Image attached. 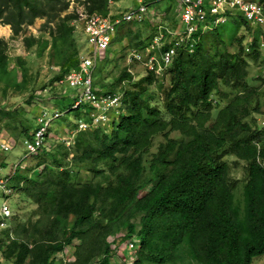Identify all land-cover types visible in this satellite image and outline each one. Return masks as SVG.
Returning a JSON list of instances; mask_svg holds the SVG:
<instances>
[{"label":"trees","instance_id":"16d2710c","mask_svg":"<svg viewBox=\"0 0 264 264\" xmlns=\"http://www.w3.org/2000/svg\"><path fill=\"white\" fill-rule=\"evenodd\" d=\"M109 1L119 0L81 3L86 15H107ZM142 1L155 5L160 0ZM70 2L0 0V24L8 25L17 37L36 19L44 20L41 27L48 28L49 39L31 37L28 46H35L39 57L49 47L48 62L59 69L50 85L66 88L56 106L74 114L77 122L69 126L74 131L79 121L90 119V106L73 109L75 89L58 84L78 69L83 54L74 24L81 17L75 11L67 13ZM228 22L237 30H250L239 15ZM144 23L134 24L138 33L133 36L128 26L123 38L130 51L147 43L142 40ZM224 25L197 32L192 53L178 50L161 78L149 72L136 79L127 65L108 81L107 73L100 75L98 70L93 90L121 95L124 111L112 126L104 123L76 131L69 146L56 143L50 151L36 154V164L16 174L11 190L34 209L24 218L13 217L11 229L2 232L4 260L53 264L55 255L71 246L74 260L67 264H118L109 255L111 246L127 239L137 245L135 264H252L264 256V167L256 161L264 159V124L256 118L264 114V76L261 69L252 78L248 73L247 56L258 63L256 41L248 54L243 47L232 54L226 37L238 43L242 37H230L223 32ZM6 47L0 38L3 96L10 90L30 89L29 82H34L22 57H16L10 68ZM166 76L169 86L162 96L148 94L153 82ZM47 86L44 83L39 91ZM35 97L33 91L26 103ZM17 112L0 105V122L15 119ZM35 120H23L16 137L32 139L40 127L36 120L32 130ZM157 136L162 141L152 152ZM230 156L234 166L245 163L241 191L231 177L226 159ZM39 166L41 170L32 175ZM81 171L90 179L80 181Z\"/></svg>","mask_w":264,"mask_h":264},{"label":"rangeland","instance_id":"374dc122","mask_svg":"<svg viewBox=\"0 0 264 264\" xmlns=\"http://www.w3.org/2000/svg\"><path fill=\"white\" fill-rule=\"evenodd\" d=\"M133 0H119L116 3L113 4L111 1L110 5V12L115 17H119L121 13L127 9L128 7H131L134 5V7L137 6V3H133ZM176 0H163L158 1L155 5H150V9L154 10L155 8L158 11L159 15H162V23H164L167 27H173L178 26L179 22L176 19ZM84 6L81 3V0H71L70 7L67 11L73 12L75 11L79 17H84ZM81 20H78L74 22L76 26V30L78 31V34H80L79 42L81 44V48L85 50V52L89 51V48L87 44H85V36L83 33L84 23L82 18ZM44 22L43 19H36L34 23L26 27L23 33H20L17 37L12 36L11 29L8 25H1L0 24V38L4 39L7 43L6 47V54L8 55L9 59L12 61L10 64V68L14 67V59L18 56L22 57L27 64V67L30 69L29 72L31 74V80L30 81L31 88L25 89L23 91L15 92L13 90L8 91L3 96L1 93L3 85L0 84V105L5 106L9 110L16 109L18 112L16 114L15 119H8L3 118V122H8V125L6 123L0 122L1 132H0V139H7L10 142H14V146L12 149L5 153L0 150V179H8L6 181L7 188L9 191H4L0 188V209L2 203L7 200V204L12 209L15 216H19L21 218L28 216L29 213L34 209V206L29 203V201L22 200L19 197V193L17 191H12L11 186L14 184L17 175L27 167L33 166L36 164V157L39 155L34 156H25L24 159V147H23V136L16 137L17 133L21 132V122L23 120H31L33 117H39L41 112H46L50 115H53L56 110L60 111L56 105L57 100H60L59 98L62 96V93L66 90V88H56L54 83L50 85V81L55 77L57 71L59 70L58 67L54 66L53 63L48 62V56L50 54L49 47L46 48L44 55L39 57L36 51L35 46L29 47V41L28 39H31V37H44L45 39H49L48 35V28L43 30L44 28L41 27L42 23ZM155 22L154 20H145L144 25L142 26V32L145 36V39H148L150 34L155 30ZM128 26L131 29V35L138 33V27L137 25H134L133 23H122L117 26V31L115 36L113 37V40L111 44L109 45L105 55L107 59H105L104 52L98 51L97 52V65L93 72V83H95L98 80V70L101 68L100 75H103L104 73H107L104 75V77L111 81L114 77H116L120 71L129 65L130 71L133 73L132 76H140L144 74V70L141 69L140 65H137L135 63L127 64V56L129 52L127 39L123 38L124 34L128 28ZM223 32H226V34H229L230 37H236L235 39H239L242 37L241 43H238L234 39H228V49L232 54L234 52H237L239 47H243L245 51V36L244 35V29L237 30L234 26L233 22H228L224 26H222ZM147 31L149 33L147 34ZM145 41V40H144ZM222 48H220L221 50ZM240 50V49H239ZM246 54L249 53L245 51ZM248 59V73L251 78L254 76H257V71L259 69H263L262 63L264 62V51L259 53V57L257 59L258 63H254L253 58L249 55L247 56ZM263 60V62H261ZM50 63V64H49ZM117 68V69H115ZM143 68V67H142ZM250 78V77H249ZM16 80H20V72H18L16 76ZM248 80V79H247ZM44 83L48 85L44 91H39L40 86H43ZM252 84V83H251ZM250 84V85H251ZM169 86V76L165 77L163 81H156L153 82V84L150 87V90L148 94H152L154 97H160L164 93V91L167 90ZM61 87V86H59ZM223 90V93H228V90L224 87H221ZM261 89L264 90V83L261 84ZM35 91V100L31 104H27L26 100L30 93ZM79 91L78 89L74 90ZM69 93V95H74V93L67 91L66 94ZM64 94V95H66ZM264 101V98H263ZM70 103H73L71 101ZM264 107V105H263ZM264 110V109H263ZM63 112V117L56 119L52 122L49 130L51 131L49 140H48V146L47 151H50V149L53 147L56 143H64L67 139V137L75 138L74 135L71 133V123L77 122L75 119V116L73 113L70 115L65 114ZM111 119L114 118V114L110 113ZM40 118V117H39ZM65 118V119H64ZM257 120L260 123L264 124V114L261 116H256ZM69 119V120H67ZM87 121H89L88 117L85 118ZM85 121V120H84ZM37 127L36 120L35 124L33 125V129ZM92 128L97 127L96 124L91 125ZM69 132V134H68ZM177 134H171V136H176ZM162 141L161 136H157L154 141V146L152 148V152L156 150L157 144ZM227 161L231 165V177L236 182V188L237 191H241V186L244 182V175H245V163L239 162L237 165L234 166L233 161H235V158L230 156L226 157ZM23 160V161H22ZM20 164L18 165V163ZM41 170V167H37L32 175L37 174ZM17 174V175H16ZM91 175L87 173L86 171H81L80 173V181H86L89 180ZM12 217V218H13ZM1 218V217H0ZM4 229H0V239L3 240V232ZM74 252V247H67L64 252H60L55 255V262L53 264H67V262H72L74 260V257L72 256V253ZM63 259L66 263H61V260ZM0 264H12L6 260H4L1 256L0 252ZM169 264V263H166ZM252 264H264V256L257 257L253 260Z\"/></svg>","mask_w":264,"mask_h":264},{"label":"built area","instance_id":"2783aa9c","mask_svg":"<svg viewBox=\"0 0 264 264\" xmlns=\"http://www.w3.org/2000/svg\"><path fill=\"white\" fill-rule=\"evenodd\" d=\"M136 3V7L134 5L128 7L119 17L113 16L110 11L107 15L94 13L81 17L84 23L85 44L89 51L85 52L82 49L81 53L83 54L78 69L70 71L58 83L79 90L76 91L77 96L73 108L82 105L90 106L87 107V114L94 124L108 121L107 113L121 105L119 96L97 93L92 86L97 52L106 51L119 24H140L145 20L156 21V31L149 40L148 46L140 51L132 50L127 58L129 63H140L156 76H162L165 73L178 50L185 49L192 53L197 44L195 38L197 32L202 34L206 30H212L228 21L232 15L240 14L251 26L259 29L261 34L259 45L264 49V5L260 0H176V16L180 24L178 27H167L162 23V15H159L156 9L151 10L150 4H145L142 0H137ZM62 115L63 113L58 110L53 115L44 111L40 113V118H36L40 127L32 139L23 141L27 156L36 155L47 148V130L52 121ZM87 127L88 124L85 122L81 121L78 124L79 130H84ZM71 142L72 137H67L65 144L69 146ZM14 144L7 139H0V150L5 153L9 152ZM0 188L9 191L5 179H0ZM1 214L5 219L11 215L7 204L2 206ZM0 226H6V221L2 220ZM136 247L133 239H127L119 246L113 244L109 255L118 264H134Z\"/></svg>","mask_w":264,"mask_h":264},{"label":"clouds","instance_id":"9594fccd","mask_svg":"<svg viewBox=\"0 0 264 264\" xmlns=\"http://www.w3.org/2000/svg\"><path fill=\"white\" fill-rule=\"evenodd\" d=\"M261 2V1H260ZM262 3V2H261ZM263 4V3H262ZM264 5V4H263ZM156 9V8H155ZM157 10V9H156ZM237 15H239L247 24H248V26H249V28H250V30H249V32H246L245 30H244V36H245V39H246V41H245V45H246V47H245V51L246 52H250V45H251V43L253 42V41H256V44H257V50H258V52L261 54V52H263L264 51V49H262V48H260V45H259V38H260V36H261V34H260V32H259V29H257L256 27H253V26H251L240 14H237ZM176 19L178 20V18L176 17ZM179 22V21H178ZM228 23V21H226L225 23H223V24H227ZM133 24H137V23H133ZM180 25V24H179ZM178 25V26H179ZM221 25V24H220ZM178 26H174V27H178ZM219 26V25H218ZM242 30V29H241ZM207 31V30H206ZM155 33V32H154ZM154 33L152 34V36L154 35ZM203 33H205V32H203ZM202 33V34H203ZM150 40V39H149ZM148 42L142 47L143 49L145 48V47H147L148 46ZM108 49V48H107ZM107 49H106V51H107ZM143 49H132V50H137V51H140V50H143ZM131 50V51H132ZM106 51L104 52V56H105V58H106V55H105V53H106ZM131 51L129 50V52H128V56H129V54L131 53ZM128 56H127V58H128ZM96 61H97V58H96ZM263 61V60H262ZM261 61V62H262ZM132 63H135V64H137V65H140L141 66V69L142 70H144V74H142V75H140V76H138V75H136V76H133V77H135L136 79H139L140 77H145V76H147L148 74H149V72H152V71H148L144 66H142L140 63H137V62H128L127 61V64H132ZM96 65H97V63L95 64V68H96ZM264 66V65H263ZM143 67V68H142ZM169 67H170V65H169ZM168 67V68H169ZM95 68H94V70H95ZM168 68H167V71H168ZM263 69H264V67H263ZM263 69H262V75L264 76V73H263ZM129 72L133 75V73L130 71V69H129ZM153 73V72H152ZM154 74V73H153ZM155 75V74H154ZM156 76V75H155ZM156 77H158V78H161L162 76H156ZM116 96H119L120 98H121V105L119 106V107H117V108H113L112 110H110L108 113H107V116H108V121H104V122H101V123H96V125L97 126H99V124H104V123H106V127H109L110 125H111V123H115L116 121H117V119L122 115V113H123V111H124V109H123V104H122V96L121 95H116ZM75 103V102H74ZM74 106V105H73ZM73 106H72V108H73ZM87 107V106H86ZM76 108V107H75ZM75 108H73V109H75ZM59 112H61V113H63L62 111H59ZM110 113H113L114 114V118L113 119H111V117H110ZM63 116V115H62ZM90 119H89V121H82V122H85L86 124H88V127L86 128V129H84V130H89V129H94V128H92L91 127V125H93L94 123H92V119H91V117H89ZM58 119V118H57ZM56 120V119H55ZM54 121V120H53ZM52 121V122H53ZM79 122H81V121H79ZM79 122H78V124H79ZM52 124V123H51ZM51 126V125H50ZM112 126V125H111ZM50 128V127H49ZM49 128H48V130H47V142H48V140H49V137H50V134H51V131L49 130ZM96 128V127H95ZM50 131V132H49ZM76 131H80L79 129H78V126H77V128L74 130V131H71V133L74 135V133L76 132ZM49 132V133H48ZM68 134H69V132H68ZM26 139V138H25ZM25 139H23V141L25 140ZM73 143V138H72V142H71V144ZM22 144H23V142H22ZM64 144H65V142H64ZM66 145V144H65ZM67 146V145H66ZM23 147H24V145H23ZM44 150H46L47 151V148H45V149H43L41 152H39V153H42ZM3 152V151H2ZM7 153V152H6ZM27 153H26V151H25V148H24V154H23V159H24V157L25 156H27L26 155ZM258 155H260V153L258 154ZM34 156V155H33ZM23 161V160H22ZM256 161H257V163L259 164V165H261L262 167H264V159H261V158H256ZM20 162L21 161H19V163H18V165L20 164ZM3 179V178H2ZM6 181L8 180V179H5ZM7 185V184H6ZM8 189V188H7ZM9 190V189H8ZM7 200H5L3 203H2V205H1V208H2V206L4 205V204H7V202H6ZM8 205V204H7ZM9 206V205H8ZM9 208H10V206H9ZM10 210H11V215L8 217V218H3V216H2V214H1V209H0V223H1V221L2 220H5L6 221V226H4V227H1L0 226V229H4V230H9V229H11V227H12V217H13V215H14V213H13V211H12V209L10 208ZM134 240V239H133ZM136 250H137V247H136ZM55 259V258H54ZM135 259H136V252H135V258H134V264H135Z\"/></svg>","mask_w":264,"mask_h":264},{"label":"crops","instance_id":"0c3cea01","mask_svg":"<svg viewBox=\"0 0 264 264\" xmlns=\"http://www.w3.org/2000/svg\"><path fill=\"white\" fill-rule=\"evenodd\" d=\"M153 32H154V30H153ZM153 32L150 34V36L153 34ZM148 33H149V31H147V34H148ZM150 36H149L148 39H145V36L143 35V36H142V40H145V41H147V42L149 43Z\"/></svg>","mask_w":264,"mask_h":264}]
</instances>
